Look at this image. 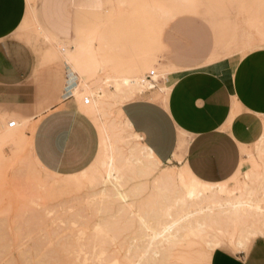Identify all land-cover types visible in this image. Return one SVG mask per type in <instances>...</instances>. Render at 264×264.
Listing matches in <instances>:
<instances>
[{
    "label": "rangeland",
    "instance_id": "374dc122",
    "mask_svg": "<svg viewBox=\"0 0 264 264\" xmlns=\"http://www.w3.org/2000/svg\"><path fill=\"white\" fill-rule=\"evenodd\" d=\"M30 3L35 11V1ZM105 6L97 17L88 16V25L126 15L135 26V40L141 36L145 44L149 42L152 58L158 52L139 74L120 77L93 63L96 30L88 32L85 43L71 44L73 52L70 44L50 36L35 18L19 30L48 44L52 57L74 66L79 80L73 96L96 125L100 149L85 171L73 175L83 177L78 190L51 191L72 178L45 172L32 155L35 122L0 119V264H146L150 241L176 225L195 198L187 196L184 188L193 185L192 181L212 189L214 198L231 197L243 203L246 218L239 220L233 214L229 219L219 216V220L217 216L198 217L181 230L176 263L209 264L217 248L234 253L245 248L238 254L249 264H264V120L261 137L252 145L241 146L234 175L224 183L206 184L182 166L161 165L121 112L126 101L149 90L144 79L150 71H155L153 90L165 99L167 92L159 81L175 68L171 64L162 70L156 66L162 53L166 57L173 52L158 47L161 37L170 34L178 22L211 34L210 62L264 49V0H106ZM168 40L174 45V36ZM88 61L90 69L85 71ZM134 77L138 89L120 87L123 79ZM87 83H97L101 94L90 91ZM84 98L90 99L88 106L82 104ZM10 121L16 125L9 128ZM110 166L113 177L102 184ZM214 198L203 205H210ZM162 253L159 264H173L167 247Z\"/></svg>",
    "mask_w": 264,
    "mask_h": 264
},
{
    "label": "crops",
    "instance_id": "0c3cea01",
    "mask_svg": "<svg viewBox=\"0 0 264 264\" xmlns=\"http://www.w3.org/2000/svg\"><path fill=\"white\" fill-rule=\"evenodd\" d=\"M105 5L106 0H0V119L35 122L32 155L57 177L77 175L95 161L99 132L73 96L79 80L74 66L19 30L35 18L50 36L70 44V52L71 44L85 43L88 32L96 30L93 63L120 77L139 74L158 52L152 58L149 42L141 36L135 40V26L126 15L88 25V16L97 17ZM172 36L174 45H169ZM211 41L198 26L175 24L158 47L173 52L162 53L156 66L175 68L159 81L165 99L148 90L126 101L121 112L161 165H179L202 183L220 184L237 171L241 146L252 145L263 133L264 49L210 62ZM244 251L217 248L209 264H249L238 254Z\"/></svg>",
    "mask_w": 264,
    "mask_h": 264
},
{
    "label": "bare ground",
    "instance_id": "6f19581e",
    "mask_svg": "<svg viewBox=\"0 0 264 264\" xmlns=\"http://www.w3.org/2000/svg\"><path fill=\"white\" fill-rule=\"evenodd\" d=\"M168 67H169V65H168ZM122 81L123 82H122V84H120V87H122V86L124 87L125 86L128 90L138 89V87L140 85L139 82L136 80L135 77L133 79H131V80H129V79H123ZM144 82H146V84L149 86V90H151V89H153V88L156 87V85L154 84L153 77H152V81H147L146 79H144ZM146 84H145V86H146ZM95 85L94 84L87 83L86 84V87L90 91L91 90L97 91V95L98 94H101V91H102L101 88L98 85H97L98 87L95 86ZM116 87L118 89L120 88L119 86H116ZM93 108H95V107H93ZM83 109H84V111L85 110H89L86 107H83ZM95 109H97V108H95ZM10 122L7 123V126H8V124ZM15 125H16V122H15ZM7 139H8V137H7ZM111 167L112 166H110L109 170L107 171L106 177H104V179H102V182H101L102 184H105V183L109 182L111 180V178L113 177V175L111 174V169H112ZM73 177L74 176H68L67 178H72V179H70V180H68L66 182H63L61 184L59 183L55 187L50 188V190L51 191H56V190L67 191L68 190L69 192L70 191H73V190H78L79 187L81 186V179L83 177L82 178H78V177H74L73 178ZM192 184L193 185L185 186L184 188H185V190L187 192V196H189L190 198H194V197L195 198L184 209V212H183L184 214H182L178 218V221L176 222L177 223L176 225H174L172 227H169L168 228V232L166 234L164 232L159 233L158 235H156L153 238L152 241H150L151 242L150 244H151L152 247H151L150 251H148L150 253L149 254V259L147 260V262H145V260H144V262L146 264H159L160 258L163 255V253H162L163 252V249L166 248V247L169 249V255L172 256L171 257L172 260H170V261H172L173 264H177L176 263V260L179 259L178 256H179V250L180 249H179V247H176V244L179 241L180 237H182L181 230L183 228H185V226H188V225L193 224L194 221H196V219H198V217H200V216H204V217H206V216L209 217L210 216L211 218L213 216L216 218V216H217V219L219 220V218L222 217V216H224V215H226L227 216V219H229L228 218V215H232L233 214L235 217H239V220H243L242 218H244L243 217L244 215H242V213H244V211H246V208H245V206H243V203L236 202L231 197H227V198H217L216 197V198H214L215 193L213 192L212 189L209 190L207 187H205L202 184H200L198 182H195V181H192ZM51 191H50V193H52ZM44 193H46V192H44ZM210 197L211 198H214L210 202V205H208V204L203 205L204 203H206V202L209 201V198ZM48 198H49V196L47 197V199ZM191 208H194V210L191 209ZM226 216L224 218H226ZM232 217L233 216H231V218ZM210 221H211V219H210ZM132 264H143V263H140V261H139V262H134Z\"/></svg>",
    "mask_w": 264,
    "mask_h": 264
},
{
    "label": "built area",
    "instance_id": "2783aa9c",
    "mask_svg": "<svg viewBox=\"0 0 264 264\" xmlns=\"http://www.w3.org/2000/svg\"><path fill=\"white\" fill-rule=\"evenodd\" d=\"M155 76V71H150L148 74H146L145 76V79L147 81H152V77ZM154 89V88H153ZM82 104L84 106H88L90 104V99L89 98H84L83 99V102ZM15 126V121H11L9 124H8V127L11 128V127H14Z\"/></svg>",
    "mask_w": 264,
    "mask_h": 264
}]
</instances>
